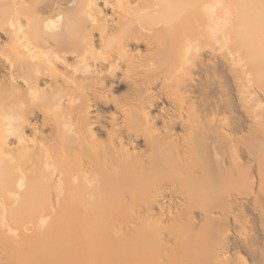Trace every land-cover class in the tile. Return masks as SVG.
Here are the masks:
<instances>
[{"label": "bare ground", "instance_id": "obj_1", "mask_svg": "<svg viewBox=\"0 0 264 264\" xmlns=\"http://www.w3.org/2000/svg\"><path fill=\"white\" fill-rule=\"evenodd\" d=\"M0 264H264V0H0Z\"/></svg>", "mask_w": 264, "mask_h": 264}]
</instances>
